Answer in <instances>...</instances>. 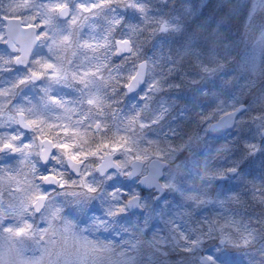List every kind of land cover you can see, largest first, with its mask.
Here are the masks:
<instances>
[{
    "label": "clouds",
    "instance_id": "1",
    "mask_svg": "<svg viewBox=\"0 0 264 264\" xmlns=\"http://www.w3.org/2000/svg\"><path fill=\"white\" fill-rule=\"evenodd\" d=\"M0 264H264V0H0Z\"/></svg>",
    "mask_w": 264,
    "mask_h": 264
}]
</instances>
